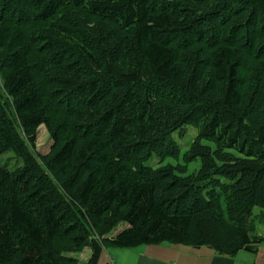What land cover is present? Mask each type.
<instances>
[{
  "label": "trees",
  "instance_id": "obj_1",
  "mask_svg": "<svg viewBox=\"0 0 264 264\" xmlns=\"http://www.w3.org/2000/svg\"><path fill=\"white\" fill-rule=\"evenodd\" d=\"M255 208L264 0H0V264L256 253Z\"/></svg>",
  "mask_w": 264,
  "mask_h": 264
},
{
  "label": "crops",
  "instance_id": "obj_2",
  "mask_svg": "<svg viewBox=\"0 0 264 264\" xmlns=\"http://www.w3.org/2000/svg\"><path fill=\"white\" fill-rule=\"evenodd\" d=\"M193 250H200V253L192 257L190 255L193 252L169 243L143 245L132 249L106 247L97 264H264V242L259 245L256 253L241 251L233 258L221 256L209 247ZM92 256V249L87 247L78 254L68 256L72 260L62 264H91ZM183 256L189 258L186 262H179V257L181 259Z\"/></svg>",
  "mask_w": 264,
  "mask_h": 264
},
{
  "label": "rangeland",
  "instance_id": "obj_3",
  "mask_svg": "<svg viewBox=\"0 0 264 264\" xmlns=\"http://www.w3.org/2000/svg\"><path fill=\"white\" fill-rule=\"evenodd\" d=\"M194 128H192L193 130ZM192 130L188 131L186 133V135L184 136V138H180L178 139V137H176L177 141L180 143V146L182 147V151H187L190 143L194 140V138L197 136L196 132L197 130L194 129V131L196 132H193ZM52 145H53V141L49 135V133L47 132L46 128L45 127H41L38 131V136H37V142H36V151L38 154H41V155H47L50 153V150L52 148ZM8 159V158H5V160ZM14 159V158H13ZM12 164L15 162V160H11ZM199 164H191L190 165V168H191V171L190 172H195L198 168H199ZM260 215H264V210L260 209V208H255L254 209V212H253V216H257L259 219H260ZM260 223V221L257 222V226H256V229H257V235L258 236H263L264 235V225H258ZM179 247H183L185 249H187V251H191L193 252L190 256L192 257H196V255L198 253H200V250H193V248H190V247H187V246H180ZM84 251V249L82 250ZM81 251V252H82ZM80 252H74V253H69V254H65L66 257L72 255V254H78ZM189 257L187 256H183L181 259L179 257V262H186L187 259Z\"/></svg>",
  "mask_w": 264,
  "mask_h": 264
}]
</instances>
